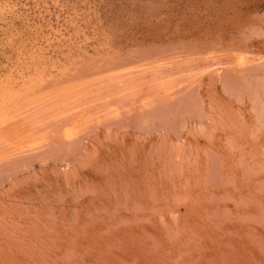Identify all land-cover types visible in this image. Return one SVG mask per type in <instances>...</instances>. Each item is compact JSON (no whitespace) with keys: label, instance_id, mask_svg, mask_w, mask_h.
<instances>
[{"label":"rangeland","instance_id":"obj_1","mask_svg":"<svg viewBox=\"0 0 264 264\" xmlns=\"http://www.w3.org/2000/svg\"><path fill=\"white\" fill-rule=\"evenodd\" d=\"M0 89V264H264V0H0Z\"/></svg>","mask_w":264,"mask_h":264},{"label":"bare ground","instance_id":"obj_2","mask_svg":"<svg viewBox=\"0 0 264 264\" xmlns=\"http://www.w3.org/2000/svg\"><path fill=\"white\" fill-rule=\"evenodd\" d=\"M2 17V16H1ZM42 29V28H41ZM39 33V32H38ZM53 39V38H52ZM50 40V39H49ZM59 40V39H58ZM42 46V45H41ZM40 46V48L42 49V47ZM65 46V45H64ZM27 47V46H26ZM39 47V46H38ZM38 47H36L35 48V50H33V52H32V54H31V56H27V54H26V56L25 57H28V59H29V57L31 58V59H33V60H35V58H37L36 56H37V52L38 53H40V51H41V49L40 48H38ZM28 48V47H27ZM32 48V47H31ZM18 49V48H17ZM23 49V48H22ZM28 50H29V48H28ZM20 51H21V49H20ZM22 51H24V50H22ZM44 50H42V52H43ZM25 52H28L27 51V49H26V51ZM23 53V52H22ZM29 53V52H28ZM20 55V54H19ZM19 55H18V58H19ZM25 55V54H24ZM41 55H44V52L41 54ZM47 55V54H46ZM45 56V55H44ZM24 57V56H23ZM245 57V56H244ZM247 58V57H246ZM24 59V58H23ZM39 59V61H40V58H38ZM42 59V58H41ZM25 60V59H24ZM21 61L23 62V60H22V58H21ZM42 62H43V60H41ZM240 62H239V64H242L241 66H243L244 65V58L243 57H241L240 58V60H239ZM244 61V62H243ZM18 63H19V61H17ZM22 62H20L21 64H22ZM31 63H33L32 61H31ZM41 63V62H40ZM39 63V64H40ZM237 63V62H236ZM36 64V63H35ZM34 63H33V65H35ZM42 65H43V63H41ZM40 64V65H41ZM219 64V63H218ZM220 65V64H219ZM224 65V64H223ZM16 66H17V63H16ZM19 67H17V68H13V69H10L9 70V74L7 75V72H6V75H7V78H6V83L4 84V85H1L2 86V89H3V87H7L6 89H5V91H9V92H11L12 90H14V89H16V91H17V88H19L20 86H25L27 83L29 84V86H31V84L29 83V82H32V80L33 81H35L34 79L36 78L35 76H37V73H41V72H38V68H39V65H38V67L37 66H32V64H30L29 62H26L25 61V65H18ZM44 66V65H43ZM43 66H41V67H43ZM45 67V66H44ZM44 67H43V69H44ZM42 69V70H43ZM46 70V69H45ZM48 71H49V69H48ZM52 71V70H51ZM148 71V70H147ZM45 73V72H44ZM47 73V72H46ZM132 75V74H131ZM143 75H144V73H143ZM5 76V75H4ZM39 77L41 76V74L40 75H38ZM46 76V75H45ZM43 78V77H42ZM40 79V78H39ZM38 78H37V80L38 81H40ZM45 81H46V78H43ZM1 80H2V78H1ZM120 80V79H119ZM43 81V80H42ZM42 81H40V82H42ZM39 82V83H40ZM35 83H36V81L34 82V85H35ZM32 84H33V82H32ZM33 85V87L34 88H37V87H35L36 85L38 86V83L34 86ZM42 85V84H41ZM40 85V86H41ZM26 86H28V85H26ZM124 86V85H123ZM30 88H32V86L30 87ZM131 88V87H130ZM33 89V88H32ZM20 91H21V89H19ZM54 90H56V89H54ZM73 90V89H72ZM0 91H1V89H0ZM5 91H4V93H2L1 94V96L3 95V94H5V95H7L6 93H8V92H6L5 93ZM29 91H31V90H29ZM91 91V90H90ZM2 92V91H1ZM12 92H14V91H12ZM19 91H17V93H18ZM22 92V94L24 93L23 91H21ZM20 92V93H21ZM28 91H26V93H27ZM16 93V92H15ZM14 93V94H15ZM20 93H19V96H21L20 95ZM33 93V92H32ZM12 94V93H11ZM27 94H29L28 96H30V93H27ZM78 94V93H77ZM80 94V93H79ZM83 94V93H82ZM24 95H26L25 93H24ZM37 95V94H36ZM69 95V94H68ZM81 95V94H80ZM80 95H78L79 96V99H80ZM0 96V97H1ZM18 96V97H19ZM46 96V95H45ZM72 96H73V94H72ZM69 97H71L70 95H69ZM69 97H68V99H69ZM82 97H83V95H82ZM3 98H5V96L3 97ZM3 98H0V99H2L3 100ZM13 98H14V96H13ZM20 98V97H19ZM63 98H64V96H63ZM75 98V97H74ZM62 99V98H61ZM60 99V100H61ZM72 99V98H71ZM71 99H70V101H71ZM82 99V98H81ZM65 100H67V99H65ZM75 101L74 102H77L78 104H77V106H75V108L76 107H78V108H80L81 106H84L85 104H84V102H83V104L84 105H81L80 107H79V103H80V101L78 100V98H76V99H74ZM77 100V101H76ZM64 101V100H63ZM68 101V100H67ZM88 101V100H87ZM13 102V101H12ZM28 102V101H27ZM62 103H64V102H62ZM71 103V102H70ZM70 103L68 104V106L70 105ZM58 104V103H57ZM59 104H60V102H59ZM82 104V103H81ZM66 105V104H65ZM71 105H75V103L74 104H71ZM57 106V105H56ZM64 106V105H63ZM67 106V105H66ZM65 106V107H66ZM66 107L67 109H65V110H69L70 108L69 107ZM86 106V105H85ZM84 106V107H85ZM74 107V106H73ZM72 107V108H73ZM74 108V109H75ZM82 110V109H81ZM85 110V109H84ZM28 112V111H27ZM78 112H80V111H78ZM84 112V115H85V111H83ZM23 113V112H22ZM90 113V112H89ZM81 115H83V114H81ZM1 116V115H0ZM79 116V115H78ZM86 116V115H85ZM84 116V117H85ZM4 118H6V119H4ZM4 118H2V119H4V120H7V117H5L4 116ZM3 120V121H4ZM22 120V119H21ZM25 120V119H24ZM30 120V119H29ZM9 122V121H8ZM0 123L2 124V120L0 121ZM5 123H7L6 121H5ZM22 123V122H21ZM71 124V123H70ZM4 125V124H3ZM6 125H8V124H6ZM34 125V124H33ZM6 127V126H5ZM4 126H2L1 125V127L0 128H5ZM8 127V126H7ZM11 127H13V126H11ZM14 127L16 128V127H18V125H14ZM75 127V126H74ZM10 128V127H9ZM15 128H13V129H15ZM35 128V127H34ZM6 130H7V128H5ZM13 129H11L12 131H13ZM20 129V128H19ZM9 131H11L10 129H8ZM7 130V132H9ZM33 130V129H32ZM31 130V131H32ZM1 131V130H0ZM15 131H17V130H15ZM14 131V132H15ZM19 131V130H18ZM17 131V132H18ZM2 132V131H1ZM7 132L5 131L4 133L2 132V134H7ZM14 132H12V134H14ZM31 133V132H30ZM9 134V136L11 135V133L9 132L8 133ZM7 134V135H8ZM13 136V135H12ZM12 136H10V137H12ZM22 136V135H21ZM3 137V136H2ZM14 137H15V135H14ZM4 138H5V136H4ZM6 138H8V137H6ZM12 141H13V139H12Z\"/></svg>","mask_w":264,"mask_h":264}]
</instances>
